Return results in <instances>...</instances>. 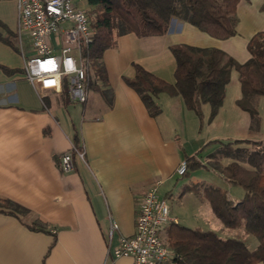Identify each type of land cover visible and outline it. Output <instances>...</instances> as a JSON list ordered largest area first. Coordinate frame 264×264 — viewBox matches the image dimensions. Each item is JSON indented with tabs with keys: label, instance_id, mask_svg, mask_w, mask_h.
Wrapping results in <instances>:
<instances>
[{
	"label": "crops",
	"instance_id": "obj_1",
	"mask_svg": "<svg viewBox=\"0 0 264 264\" xmlns=\"http://www.w3.org/2000/svg\"><path fill=\"white\" fill-rule=\"evenodd\" d=\"M236 17L235 35L222 40L177 18L163 36L117 37L103 54L110 102L91 90L83 104L69 97L64 103L61 94L41 98L24 76L22 54L0 40V67L9 70L0 68V200L26 210L18 217L0 212V264H132L114 260L111 250L133 234L139 199L150 187L159 182L158 194H172L176 169L188 158L181 140L187 108L181 97L160 94L161 112L152 117L125 77L139 64L172 84L176 45L216 48L244 63L249 39L264 32V0H241ZM16 27V0H0V35L17 49ZM233 78L235 71L228 85ZM239 97L240 86L234 105ZM225 98L209 127L225 129ZM238 113L229 116L239 122ZM74 144L83 160L75 156L74 169L63 172L59 158ZM109 220L118 226L111 239ZM33 222L43 229L29 228Z\"/></svg>",
	"mask_w": 264,
	"mask_h": 264
},
{
	"label": "trees",
	"instance_id": "obj_2",
	"mask_svg": "<svg viewBox=\"0 0 264 264\" xmlns=\"http://www.w3.org/2000/svg\"><path fill=\"white\" fill-rule=\"evenodd\" d=\"M240 1L87 0L86 12L94 31L91 41L83 47L81 54L86 67L87 91L99 92L110 102L103 54L115 45L117 37L126 34H134L139 38L163 36L171 20L177 18L215 39H227L235 35L236 8ZM0 40L12 44L1 35ZM170 50L175 61L172 84L139 64L132 65L131 78L125 77V83L139 95L150 116L156 117L161 112L156 100L160 94H166L181 97L185 107L199 119L203 117L202 106L208 104V120L212 121L223 105L233 71L237 73L240 86V97L235 105L250 118L256 116L254 100L256 97L264 98V32H258L249 39V58L244 63H238L216 48L176 45ZM0 68L9 73L6 68ZM61 98L64 103H68L65 90ZM252 144L256 147L246 154L244 163L231 162L216 167L225 180L243 189L244 196L240 200H231L225 190L204 187L201 198L208 203L213 215L224 228L243 229L245 234L257 238V247L249 250L241 240L222 239L211 230L170 223L166 227L165 243L172 252L173 264H264V141ZM227 145L231 148L232 144ZM74 147L80 151L76 144ZM210 159L215 161L214 156ZM185 162L187 167L184 175L204 166L195 156L188 157ZM200 190L187 186L183 193L191 191L199 195ZM0 212L18 217L26 213V210L9 201L0 200ZM28 227L43 229L36 222Z\"/></svg>",
	"mask_w": 264,
	"mask_h": 264
},
{
	"label": "built area",
	"instance_id": "obj_3",
	"mask_svg": "<svg viewBox=\"0 0 264 264\" xmlns=\"http://www.w3.org/2000/svg\"><path fill=\"white\" fill-rule=\"evenodd\" d=\"M87 0H16V39L22 54L24 76L40 93L61 94L65 87L69 100L83 104L87 99L86 67L81 58L83 47L94 31L86 9L79 2ZM28 39V51L23 40ZM83 160V152L74 146L59 158L63 172L74 169V157ZM183 161L176 169L179 176L186 172ZM159 182L150 187L139 199L134 232L120 236L111 250L114 260L129 258L132 264H173L172 252L163 234L176 219L170 216L165 199L158 195ZM110 221L109 238L118 230Z\"/></svg>",
	"mask_w": 264,
	"mask_h": 264
},
{
	"label": "rangeland",
	"instance_id": "obj_4",
	"mask_svg": "<svg viewBox=\"0 0 264 264\" xmlns=\"http://www.w3.org/2000/svg\"><path fill=\"white\" fill-rule=\"evenodd\" d=\"M80 5L85 8L87 7V2L82 1ZM23 43H25V40H23ZM11 45L20 52L19 48L16 49L13 43ZM64 90L67 92L66 87ZM238 95L239 82L236 78H233L227 87L224 103L225 129L209 127L208 114L210 106L208 104L202 107V119H199L192 111H188L182 105L184 112L183 124L181 125L183 127L181 128L183 129L181 130L182 146L187 157L195 155L199 161L203 162L204 166L190 170L188 175L175 176L172 180L173 186L170 196H166L165 192L162 191H159L158 195L165 199L170 216L176 218V223L189 228H199L204 231L211 230L222 239L241 240L249 250H254L258 245V240L255 236L245 234L243 229L230 230L224 228L221 222L213 215L208 203L204 199L200 200L204 187L225 190L231 200H240L244 196L243 189L225 180L216 167L217 165L224 166L231 162L244 163L246 154L256 147L252 142L264 141V98H255L254 105L257 112L254 118H250L246 113L239 111L235 107L234 100ZM233 112H239L238 114L244 116L239 121L240 123L236 118L229 116ZM213 139H217V142H210ZM236 140H247L248 142L235 143L234 141ZM228 143L232 144L231 148L228 147ZM208 156H214L216 163L212 159L206 162V157ZM184 184L191 185L192 188L201 189L199 195L191 191L181 194ZM180 195L182 196L180 197ZM163 239L166 242V230L163 234Z\"/></svg>",
	"mask_w": 264,
	"mask_h": 264
}]
</instances>
